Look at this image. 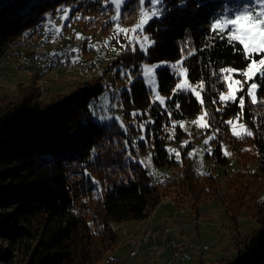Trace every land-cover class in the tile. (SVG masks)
I'll use <instances>...</instances> for the list:
<instances>
[{
    "label": "trees",
    "instance_id": "obj_1",
    "mask_svg": "<svg viewBox=\"0 0 264 264\" xmlns=\"http://www.w3.org/2000/svg\"><path fill=\"white\" fill-rule=\"evenodd\" d=\"M66 1L70 0H0V59L15 39L24 34L39 36L45 11ZM74 1L86 30L95 34L108 29L109 4L104 0ZM235 2L187 0V6L181 7L178 0H166L171 11L145 28L156 42L148 55L139 48L136 52L125 49L109 64L122 62L138 72L143 62L174 63L181 59L182 47L184 55L196 49V55L183 66L190 69L187 79L200 92L203 105L190 90L174 91L179 77L167 65L156 69L166 108L155 101L141 77L118 87L127 132L116 122L101 124L93 119L88 103L103 89L98 74L75 90L47 100L20 93L5 102L0 108V262L9 263L21 254L25 264H95L119 242L111 222L131 221L134 227L167 197L180 210L185 202L182 197L193 195L195 207L204 194L212 193L224 201L235 225L244 210L256 221L245 234L237 232L231 264H264V90H257L256 104L245 96L242 113L239 96L235 103L219 100L227 83L212 75L220 67L246 68L240 52L210 30L221 6ZM123 11L135 16L133 0L126 2ZM262 56L253 54V59ZM137 111L141 112L136 115L138 120L147 118L144 121L147 136L154 142L156 164H177L167 147L172 141L171 128L175 125L180 135L184 133L181 120L205 111L217 134L207 155L214 164L227 165L219 142L227 140L236 156L234 169H225L221 179L212 173L201 176L184 157L168 185L157 184L160 181L152 179L142 164L127 154L126 144L133 154L145 149L142 141L132 140L135 123L131 114ZM235 116L247 125L251 136L240 139L231 134L226 122ZM87 169L101 178L100 191L95 190ZM1 241L7 242L6 248Z\"/></svg>",
    "mask_w": 264,
    "mask_h": 264
},
{
    "label": "rangeland",
    "instance_id": "obj_2",
    "mask_svg": "<svg viewBox=\"0 0 264 264\" xmlns=\"http://www.w3.org/2000/svg\"><path fill=\"white\" fill-rule=\"evenodd\" d=\"M128 1L129 0H126V2ZM133 3L137 8L134 17L129 16L123 11L124 6H122L121 10L119 27L129 29L127 33H117L116 23L111 19L116 15L115 6L110 3L109 5L112 8V12L109 15L111 20L110 26L104 32H97L95 34L84 28L81 20L82 13L77 10L78 3L74 0L59 3L55 7L45 11L39 29L43 38L51 40H55L56 38L66 39L65 41L68 44H71L73 39L75 42H81L82 44L86 42L85 51L81 49L82 46H74L75 53L72 55V59L74 61H79V56L83 54L86 58H94L100 60V62L93 68L83 70L82 73L70 72L63 69H48L44 67L38 74L36 73V70L39 68H37V63L34 60L29 47H22L21 51L18 52V55H15L16 51L14 49L9 48L0 59V108L6 104L5 102L10 101L20 93H22V95H34V97L42 100H47L59 93H69L86 80L85 75H88L89 78H91L98 74L102 76L103 89L97 96L90 98L88 103L93 119L101 124L116 122L120 127L122 122L127 128L123 116L124 107L122 101L117 98V94L116 96L114 94L115 87L122 89L129 84V77L122 76L120 74L122 71L131 72L132 80L141 77L144 80L147 89L151 91L154 99L157 93L164 98V104H161L159 100L155 99V101L163 108H166V98L158 89L157 78L155 88L153 89V86L148 85L146 79L143 78L142 75H137V73L141 72L140 68L138 72H134L132 65L125 66L122 62H117L109 66V64L112 63V61L125 49H130L131 47L139 48L138 43L135 45H129V38L137 36L140 40H143V36L148 35L145 29L143 32L134 33L131 31V29L139 22V11L136 0H133ZM146 7L150 8V4L146 5ZM60 9H70L68 14L69 18L67 20L62 18L65 13L60 11ZM72 9H75L74 13H72ZM87 18H90V16L88 15ZM261 58H264V53ZM259 59L260 58L256 60ZM161 62H165L164 66L173 63L166 60L154 63ZM143 63L153 64L150 62ZM6 65L8 67H6ZM154 71L156 75V69ZM232 77L233 79L241 80L242 83L244 81V78L237 73H233ZM184 78L185 77H179L177 83ZM251 82L252 81H248V83L244 85L246 90L248 84ZM234 87H239V85H234ZM192 88L197 91L195 86H192ZM223 92L226 93L227 88ZM238 96L239 92L237 93V97ZM204 112L205 111L200 112L193 119L181 120V127L184 133H180V135L177 133L176 126L171 128L172 141L169 142L167 147L168 150L172 149L175 150V152L180 153V159L177 160L175 158V152H171L173 154L172 157L177 164L171 163L158 165L155 163L154 142L147 136L146 123L144 121L147 120V118H143V120L140 121L136 116H133V119L131 120L135 123L133 125L135 129H132V132H134L132 140L136 143L142 141L145 145V149H136V153L133 154L129 149V145L126 144L127 154L134 161L142 162L141 164L147 170L148 174L152 179L157 181H162L172 176L173 173V175L178 174V168L182 164L184 157L185 160L190 161L192 167L201 176L206 173H212L217 178L221 179L220 174L225 173V169L227 171L234 169V166L236 165V156L227 140L221 139L219 141L221 151L227 157V165L214 164L211 158L208 157L207 153H211L215 146V141H213V139L215 140L217 134L211 128L207 118H205V121L201 122L208 125L207 127H201L200 124L193 123L194 121H197ZM135 113L141 112L137 111ZM148 113H150V111H148ZM100 116L112 118L120 117L121 120H100ZM227 120L233 121L238 130L239 125L241 124L245 125L248 129L247 125L238 116L228 117ZM141 125H144L143 129H141ZM229 128L232 134V126L229 125ZM141 136L144 137L143 140L140 139ZM210 136L214 138L209 140L208 138ZM206 140L208 141L207 143H205ZM185 142H188L187 145ZM94 153L95 152H92V154ZM187 153H192V155L189 156ZM87 174L90 175L95 190L100 191L103 183L99 175L95 172H89V169H87ZM192 196L182 197L185 201L181 205L183 212L177 210L176 205L171 202V197L163 199L165 202L162 201L157 207L158 210L161 211L164 207V205L161 204L169 202L170 205L176 208V211L172 215L174 216L172 221L173 225L178 229V235H171L172 237L179 238L191 245L197 243L207 245V248L203 251H191L190 253L192 257L187 261V264H201V260L205 262L204 264H231L235 252L237 232H239L240 235L245 234L247 230L256 223L255 218L252 216L251 212L244 210L237 215V224L235 225L232 218H230L226 212L224 201L220 199L218 195L215 196L212 193L209 195L204 194L205 198L195 207H193L195 203ZM195 198L198 197L196 196ZM199 199H201V197H199ZM111 223L113 230L119 238V242H117L115 245L116 248L113 249L112 252L105 254L103 260L95 264H149L148 260L145 259L144 249H142L137 256H129V241L126 238V235L130 232L134 222L121 221ZM21 225H24V222H21ZM1 243H3V247L6 248L7 242L1 241ZM160 263L161 261L159 258L152 262V264ZM0 264H25V261L24 259L22 261V255L19 254L15 255L13 260L9 261V263L0 262Z\"/></svg>",
    "mask_w": 264,
    "mask_h": 264
},
{
    "label": "snow or ice",
    "instance_id": "obj_3",
    "mask_svg": "<svg viewBox=\"0 0 264 264\" xmlns=\"http://www.w3.org/2000/svg\"><path fill=\"white\" fill-rule=\"evenodd\" d=\"M105 4H111L115 6L116 15L111 19L116 23L117 33L124 32L127 33L129 29L120 28L119 20L121 18L122 6L126 4V0H104ZM136 4L139 11V22L131 29L132 32H143L147 25L153 20L160 19L165 12L171 11L167 8L166 0H136ZM150 4V8L146 5ZM178 6L184 7L187 6V0H178ZM199 7V4L196 5ZM65 13L63 19L67 20L69 18L68 14L70 9H60ZM79 18V17H77ZM210 30L212 33H215L217 38H226V43L229 46L235 47L237 51L243 56L246 63V68L243 70L236 67H220L218 71H213L212 75H215L217 79H221L227 82V92L219 93V100L223 102H237V93L239 92L238 105L243 113L245 108V96L250 97L251 103L256 104L257 100V90H264V58L259 60L253 59V54H262L264 53V0H236V2L229 6L228 4H223L221 6L219 14L213 19L210 23ZM238 42V45H237ZM139 44V51L143 55H148V50L150 47H154L155 40L151 39L148 35L143 36V40H140L139 37L133 36L129 38V45ZM242 45V48L238 46ZM129 50L136 52L135 47H131ZM75 51V50H74ZM185 49L181 48V59L175 63H171L168 66L173 70V74L177 77H185L176 84L175 90H190L198 100H200L201 105H203V99L200 96V92H197L190 85L187 75L190 71L188 67H184L185 62L193 55H196V49H192L188 52L187 55H184ZM55 55V54H54ZM250 61V62H249ZM165 62L161 63H143L139 65L141 72L137 73L138 76H141L146 79L147 84L153 86V89L156 85V75L155 69L164 66ZM237 73L244 78L242 83L239 79H233L232 74ZM122 76L129 77V83L132 82V75L129 71H122L120 73ZM248 84L247 90L245 91L244 85ZM234 85H239V87H234ZM200 87L203 89L204 82H200ZM156 100H159L161 104H164V98L159 96L157 93ZM216 103V101H213ZM177 109L179 105H176ZM219 111V109H217ZM132 116L138 115V113H132ZM171 115V113H169ZM209 113L205 112L202 114L197 121H194V124H200L201 127H207L205 123V118ZM100 120L105 119H116L120 121V117H106L100 116ZM147 123H153L148 121ZM232 126V134L240 139H243L244 136H251L253 133L248 130L245 125H239V130L233 121L229 120L226 122ZM175 126V125H174ZM121 127L127 131V128L121 122ZM143 129L144 125L140 126ZM214 137L210 136L208 139L211 140ZM141 140L144 139L143 136L140 137ZM208 141L206 140L205 143ZM188 142H185L187 145ZM95 152V149H92ZM170 152H175V150L170 149ZM228 154V153H225ZM191 156L192 153H187ZM175 158L180 159V153L175 152ZM151 159V157H150ZM142 163V162H141ZM98 183V182H97Z\"/></svg>",
    "mask_w": 264,
    "mask_h": 264
},
{
    "label": "bare ground",
    "instance_id": "obj_4",
    "mask_svg": "<svg viewBox=\"0 0 264 264\" xmlns=\"http://www.w3.org/2000/svg\"><path fill=\"white\" fill-rule=\"evenodd\" d=\"M26 45H29L31 54H45V47L37 46V41H35V38H26ZM10 48L14 50L15 48H21V40H19V38L15 39V41L11 43ZM99 62L100 60L97 61L94 58H88L83 60V66L49 67V69H63L70 72H81L87 68L95 67ZM37 68L39 69L44 68V66L37 64ZM118 90L119 89L115 87V93H114L115 96L118 93ZM166 179H172V176ZM157 184H160L161 186L168 185V183H157ZM178 211L183 212V209H180ZM154 213L155 210H153L145 219H143V224L139 229H133L126 235V238L129 241V248L134 246V244L140 242V246L137 247V252L135 253V255H133V252H129L130 257L137 256L140 253V251L144 248L143 245L145 244L146 245L144 248L145 259L148 260L149 264H152V262L158 258L161 261L160 264H185V262L187 260H190L192 257L190 253L191 251H199V250L203 251L204 249L207 248L206 244L197 243L191 245L185 241H182L179 238L172 237L170 235L169 227H164L160 241L157 242L156 236L158 232V227L156 226V222L153 217ZM148 231L149 233H156V235L153 236V244H152V238H145V241L142 242V236L145 235L146 232ZM171 244H176V247H185L186 258H178L177 260H174V253H170ZM164 252H167V255L165 257L163 255Z\"/></svg>",
    "mask_w": 264,
    "mask_h": 264
},
{
    "label": "built area",
    "instance_id": "obj_5",
    "mask_svg": "<svg viewBox=\"0 0 264 264\" xmlns=\"http://www.w3.org/2000/svg\"><path fill=\"white\" fill-rule=\"evenodd\" d=\"M26 38H35L37 41V46L45 47V54H32L34 60L38 65H43L44 67H61V66H83V60L74 61L72 59V55L74 54L73 47H81V42H73L72 44L60 45L57 49V40H44L37 35L26 34L19 38L21 40V48L29 47L26 45ZM21 48H15V53L19 52ZM55 54V55H54ZM98 61V60H97ZM87 67V66H84ZM171 179H164L160 181V183H169ZM156 233L146 232L145 235L142 236V242L145 241V238H152L153 244V236ZM140 246V242L134 244V246L129 248V252H133V255L137 252V247ZM174 253V260L178 258H186L185 256V247H176V244H171V252ZM189 261V260H187Z\"/></svg>",
    "mask_w": 264,
    "mask_h": 264
},
{
    "label": "crops",
    "instance_id": "obj_6",
    "mask_svg": "<svg viewBox=\"0 0 264 264\" xmlns=\"http://www.w3.org/2000/svg\"><path fill=\"white\" fill-rule=\"evenodd\" d=\"M39 37H41L44 40H49V41L51 40V39H47V38L45 39V38H43L41 36V33H39ZM55 40H57V46L55 47L56 49L60 45H66V44H68L65 41L66 39H61V38L57 39L56 38ZM73 42H75L74 39L72 40L71 44ZM81 49H83L85 51V49H86V42L82 44V48ZM73 50H74V47H73ZM74 53H75V51H74ZM15 55H18V52ZM85 59H88V58L84 57L83 54L79 56V61L80 60H85ZM6 67H8V66L6 65ZM38 70H43V68L42 69H38ZM79 73H82V72H79ZM88 78H89V76L88 75H85V79H88ZM161 205H164V207L162 208V210L159 211L158 208H156L155 213H154V216H153L154 217V220L156 222V226L158 227V232H157V236H156L157 242L160 241V238L162 236V232L164 230V227H169L170 228V235H172V236H177L178 235V229H177V227L175 225H173V221H172V218H174V216H172V215L176 211V208L173 207L172 205H170L169 202H166V203L161 204ZM142 224H143V221L138 222L133 227V229H139L142 226ZM158 238H159V240H158ZM145 246L146 245L144 244V248H145ZM144 254H145V251H144ZM163 255L165 257L167 255V252H164ZM185 264H187V261L185 262Z\"/></svg>",
    "mask_w": 264,
    "mask_h": 264
}]
</instances>
